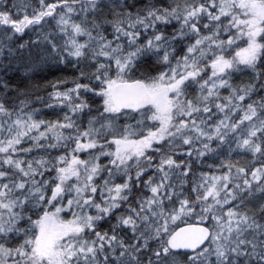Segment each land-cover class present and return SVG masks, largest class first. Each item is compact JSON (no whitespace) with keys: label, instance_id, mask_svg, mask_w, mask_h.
<instances>
[{"label":"snow or ice","instance_id":"obj_1","mask_svg":"<svg viewBox=\"0 0 264 264\" xmlns=\"http://www.w3.org/2000/svg\"><path fill=\"white\" fill-rule=\"evenodd\" d=\"M0 264H264V0H0Z\"/></svg>","mask_w":264,"mask_h":264}]
</instances>
